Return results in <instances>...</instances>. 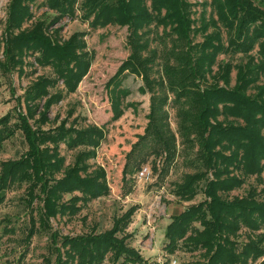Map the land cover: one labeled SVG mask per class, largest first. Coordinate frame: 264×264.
Listing matches in <instances>:
<instances>
[{
	"label": "rangeland",
	"instance_id": "374dc122",
	"mask_svg": "<svg viewBox=\"0 0 264 264\" xmlns=\"http://www.w3.org/2000/svg\"><path fill=\"white\" fill-rule=\"evenodd\" d=\"M87 1L76 0L71 15H65L50 25L48 23L57 13L49 11L45 0L22 1L19 5L27 7L29 15L21 22L19 29L9 30V6L13 0H0V264H56L57 254L61 252L65 259L70 253L61 246L60 236L104 232L112 227L114 219L120 218L132 206L137 209L128 226V233L132 235L128 243L139 252L145 264H203L206 258L201 255L204 252L206 255V251L199 248L190 252L188 246H185V241L175 244V249L170 254L164 234L172 217L183 213L192 204L206 199L203 191L207 182L213 180V174L202 156L197 154V147H187L177 134V106L174 104L173 94L166 90L168 122L176 136L175 159L167 168L164 163L165 152L158 156L150 154L143 164L151 172L148 182L137 181V171H133L131 177L126 176V180L122 179L125 155L139 136L143 135L147 124L149 95L140 91L143 88V78L133 63L127 44L128 22L122 20L106 26H93V14L87 13L88 8L83 7ZM226 1L221 0L220 3ZM186 2L189 20L186 28L189 38L187 49L183 47L185 42L180 40L178 49L175 48L173 42L177 35H172L171 28L176 26V23L168 20L167 11L162 10L152 15L151 24L144 29L147 32L149 51L143 54V58L149 57L150 52L154 50L159 55L155 60L152 59L154 75L151 79L160 77L164 64L182 67L179 73L186 76L189 70L184 60L186 52L192 53L191 58L196 60L212 54L210 49L201 51L203 46L214 48L212 45L219 44L222 47L217 50L219 53L214 57L209 70L205 71L204 81H198L200 90L215 86L226 91L235 90L241 80L240 73L244 72L243 77L248 81L244 82L247 90L243 94L259 105L263 104L264 60L259 58L255 49L257 50L259 42H264V38L256 42L252 52L245 53H239L238 44L232 46V42L236 41V29L242 15L247 16L243 27L245 36L252 35L256 24L264 25V0H239L240 4L236 6V12H239L237 19L232 17L233 13L228 9L219 13L215 0ZM148 6L149 2L146 7ZM251 10L260 18L252 25L248 24L252 20L248 15ZM158 18H165L164 24L167 25H163V21ZM41 22L44 24L39 26ZM37 26L42 28L38 29ZM228 26H232V29L229 30ZM262 30L264 29L261 26L256 34ZM54 31H57V34ZM34 32L59 44H63L74 32L84 34L83 51L89 56L90 66L74 94L66 95L62 79H58L53 71V64L48 67L38 64L34 58L38 53L27 50L22 44L18 47L15 44L14 38L17 36ZM54 41L52 42L55 43ZM76 51L78 52L71 54L81 53L79 49ZM66 54L71 57L70 53ZM164 55H168L171 61L164 58ZM248 68L250 70H247ZM200 73L199 71L198 74ZM44 82L45 85H41ZM49 84L51 86L48 87ZM183 84L190 88L193 81H185ZM38 90L45 92L44 98H37L40 94ZM48 99V109L43 119L41 113ZM75 118V129L91 124L104 125L105 139L97 150L95 159L89 163L93 167L103 168L106 172L109 194L97 200L79 203L78 212L73 217L61 216L60 213L44 217L46 207L43 206L45 202L41 188L47 186V181L43 180L39 188V181L30 179L32 171L29 169V163L32 162L26 161L29 148L25 140L27 133H24L22 127L26 128L23 125L26 121L30 129L29 137L35 139L42 132L55 131L54 128L60 122H71ZM229 120L233 121L231 118ZM229 120L225 122L228 123ZM233 122L238 123L235 120ZM71 125L68 123L66 127ZM39 146L51 147L52 144ZM59 153L65 158L64 169L56 172L54 179L62 177L64 172L73 166L76 155V151H69L64 145H60ZM19 161L20 163L13 165L8 171L10 163ZM193 175L199 176L195 180L197 196L189 201L177 197V187L184 184L185 176ZM262 177L261 182L254 177L248 178L245 184L230 196L244 197L251 189L255 190V194L264 193V173ZM56 195L58 196V193ZM65 201L55 199L59 204ZM55 208L58 209L57 206ZM46 213L48 214V210ZM214 225L215 227L210 226V229L213 228L210 232L214 238L226 236L232 241L235 240L233 242L237 244V248L246 241L249 234L251 235L249 231L242 229L238 239L231 238L222 230L215 231L217 227ZM193 226L198 231L202 229L199 223H194ZM125 235L126 231L120 232L116 237L121 239ZM64 259L61 262L66 263ZM76 262L72 259L69 264H77ZM104 264H113L110 255ZM255 264H260V261Z\"/></svg>",
	"mask_w": 264,
	"mask_h": 264
},
{
	"label": "trees",
	"instance_id": "16d2710c",
	"mask_svg": "<svg viewBox=\"0 0 264 264\" xmlns=\"http://www.w3.org/2000/svg\"><path fill=\"white\" fill-rule=\"evenodd\" d=\"M22 1L28 2L29 0H13L9 6V30L19 29L21 22L29 15L27 7L22 6V8L19 5ZM45 1L46 4L48 3L49 11L57 13L48 23L50 25L65 15H71L76 0ZM220 1L215 0L218 3L219 13L223 12V9H228L230 13H233L232 17L235 16L236 19L239 17V12H236L238 8L236 6L240 4L239 0H227L222 4ZM147 2H149L148 7H146ZM186 5V0H88L87 4L83 5L84 8H88L87 13L93 14L92 25L95 27L122 20L128 22L127 44L130 47L133 63L143 78V88L140 91L143 92L142 94L149 95L147 124L143 135L139 136L137 142L125 155L122 179L126 180V176L131 177L133 171L138 172L145 167L146 165L143 166V164L146 163L150 154L158 156L165 152L164 163L167 168L175 159L176 136L171 131L168 122L166 110L168 97L165 95L167 90L173 94V101L177 106V134L187 147L192 149L197 147V154L202 156L213 174V180L207 182L203 191L206 199L192 204L183 213L172 217L168 224L164 239L168 244L166 247L169 253L171 254V251L175 249L173 248L175 244L185 241L187 243L185 246H188L190 252L199 248L206 251L207 257L205 252L201 255L206 258L203 264H255L258 261L264 264V193L255 194V190L251 189L247 196H230L232 192L240 189L248 178L254 177L259 182L263 181L264 103L259 105L255 100L243 94L247 90L244 82L248 81L243 77L244 72L240 73L241 80L235 90L226 91L216 86L200 90L198 81H204L205 71L209 70L214 57L219 53L217 50L222 47L219 44L212 45L214 48L203 46L201 51L205 52L210 49L212 54L196 60L191 58L192 53L186 52L184 60L189 69L186 76L179 73L182 67L177 68L164 64L160 77L151 79L154 75L152 59L155 60L159 55L154 50L150 52L149 57L143 58V54L149 51L146 40L147 32L144 29L151 24L152 17L162 10L167 11L168 20L176 23V26L171 28L173 29L172 35L175 33L177 35L173 42L175 48L178 49L180 40L185 42L183 47L187 49L189 38L186 28L189 20ZM248 15L252 18L248 24L252 25L260 20L254 10H251ZM246 17L243 15L240 17L236 29V41L230 40L233 41L232 46L238 44L239 48L236 47L240 49L239 53L252 52L256 42L264 38V30L256 34L261 26L264 29V25L261 24H256L251 36L244 35L243 27L247 21ZM158 19L163 21L161 22L163 25H167V23L164 24L165 18ZM43 24L41 22L39 26ZM39 26H37L38 29L42 28ZM228 29L231 30L232 26H228ZM83 36L82 32H74L63 44H59L53 39L55 43L34 32L19 35L14 38V41L17 47L22 44L27 50L38 53L34 55L38 64L46 65V67L53 64V71L58 79H62L66 95H70L75 93L90 66L89 56L83 51L85 49V44L82 42ZM209 43L213 44V42ZM78 49L81 51L80 54H71L78 52L76 51ZM66 51L70 53V58ZM167 52L169 54L170 50ZM255 52L260 59L264 60L263 41L259 42ZM163 57L171 61L168 55ZM72 65L73 69H71ZM190 80L193 81V86L186 88L183 82ZM43 84L45 85V82L41 85ZM42 92L38 90L40 93L37 96L38 99L44 98L45 92L43 90ZM48 102L49 99L41 113L43 119L48 109ZM229 118L238 123L230 121ZM227 119L228 123L225 122ZM76 122V118L71 122L62 121L54 128L55 131L42 132L38 138L33 139L28 134L29 125L24 121L23 125L26 128L22 127V129L24 133H27L25 140L29 148L26 161L32 162L29 163V169L32 174L34 173L30 174V179L31 181L37 179L39 188L43 180L47 181V186L41 188L45 202L43 206L46 207L44 217L53 216L56 213L73 217L78 212L79 203H87L109 194L106 172L103 168L93 167L89 163L90 160L95 159L97 150L105 139L104 125L91 124L75 129L73 125ZM68 123L72 125L66 127ZM40 144H52V146L41 148ZM60 145H64L69 151H76V155L73 166L67 169L62 177L54 179L55 173L64 169L65 158L60 156ZM18 163L20 161L10 163L8 171ZM198 177L197 175L185 176L184 184L179 185L175 190L176 196L187 201L194 199L198 194L195 184ZM55 199H65L66 203L59 204L55 202ZM56 206L58 209L55 208ZM136 209V206L130 207L120 218L114 219L112 227L104 232H92L80 236L59 235L62 237L61 246L68 249L70 253L65 259L61 256V252L57 254L56 264H69L72 259L77 261V264H104L109 255L113 264H145L139 252L128 243L132 238V235L128 233V226ZM44 221L46 223V218ZM213 222L217 227L214 230H222L228 237L238 239L242 229H246L251 235L249 234L246 241L237 248V244L233 242L235 240L232 241L226 236L214 238L215 236L210 232L213 230L210 226L215 227ZM194 223L202 226L201 231L193 226ZM125 231L126 235L117 239L116 235ZM63 259L66 263L61 262Z\"/></svg>",
	"mask_w": 264,
	"mask_h": 264
},
{
	"label": "built area",
	"instance_id": "2783aa9c",
	"mask_svg": "<svg viewBox=\"0 0 264 264\" xmlns=\"http://www.w3.org/2000/svg\"><path fill=\"white\" fill-rule=\"evenodd\" d=\"M151 177V172L148 167H142L136 174V180L139 182H148Z\"/></svg>",
	"mask_w": 264,
	"mask_h": 264
}]
</instances>
